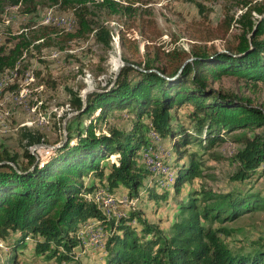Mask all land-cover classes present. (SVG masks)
Instances as JSON below:
<instances>
[{
  "label": "trees",
  "instance_id": "1",
  "mask_svg": "<svg viewBox=\"0 0 264 264\" xmlns=\"http://www.w3.org/2000/svg\"><path fill=\"white\" fill-rule=\"evenodd\" d=\"M21 1L32 4L35 0L14 2ZM45 1L71 11L78 30L69 39L93 32L109 51H114L110 31L96 13L104 11L132 19L138 11L133 5L142 4V0H123L126 5L121 0ZM188 1L205 17L203 4ZM1 9L0 5V13ZM231 20L225 21L227 27ZM132 23L142 27L139 34L144 37L143 20L135 17ZM237 23L240 34L236 44L222 52L194 49L187 62L185 57L189 55L183 50L161 55L153 48L155 51L149 53V44L144 46L142 59L139 44L120 29L121 60L126 65L112 86L111 81L89 93L85 105L80 91L69 90L73 124L66 126V138L48 158L41 161L30 154L28 148L40 144L42 137L26 128L20 135L26 142L22 159L0 147V241L10 239L12 264L19 263L16 257L25 239L33 242L34 254L42 259L77 264V234L92 221L105 235L104 264H264V246L252 243L249 249L234 250L220 238L228 231L212 228L214 222H231L264 210L263 191L243 189L260 175L264 164V108L243 94L213 87L225 75L254 87L264 84V7L245 8ZM147 27L155 28V23L147 22ZM21 47L28 48V44H16L8 53L18 57ZM15 59L9 63V54L0 48V69L12 65ZM115 112L131 116L129 124H111L109 116ZM149 132L169 140L176 155L175 194L200 175L202 153L230 134L240 147L230 159L235 171L229 177L238 188L226 193L194 192V197L190 195L180 206L181 216L170 226L168 236L142 218L134 206L124 215L107 218L92 199L102 188L112 194L124 190L137 202L142 191L148 200L156 202L167 195L166 191L161 195L156 192L167 178L154 175L140 161L142 151L154 150ZM189 145L196 150L186 157ZM210 156L215 157L212 152ZM184 157L187 160L179 164ZM89 176L97 182H83ZM89 229L95 231L94 227Z\"/></svg>",
  "mask_w": 264,
  "mask_h": 264
},
{
  "label": "rangeland",
  "instance_id": "2",
  "mask_svg": "<svg viewBox=\"0 0 264 264\" xmlns=\"http://www.w3.org/2000/svg\"><path fill=\"white\" fill-rule=\"evenodd\" d=\"M14 1L0 0V48H3L5 55L9 54V63L17 57L16 53L10 56L16 44L25 42L28 48L21 47L14 63L0 69V147L22 159L26 142L21 141L20 135L23 128H26L42 137L38 145L43 146L32 151L34 145L28 150L35 158L43 161L51 155L54 150L52 147L60 146L66 138V126L73 124L75 114L69 106V90L80 91L83 95L89 88L95 91L107 86L114 77L115 68H112L110 62L115 56V50H106L95 39L93 32L69 39L72 34L77 35L78 30L77 22L69 9L53 6L45 0H35L32 4L23 1L16 4ZM194 1L206 7L205 17L200 16L196 6L188 0H142L141 5H133L138 8L135 17L143 20L144 37L139 34L141 26L132 23L135 17L129 19L124 15L110 16L104 11L96 14L109 29L113 46L119 48L120 60L121 29L127 32V38L139 44L142 59H145L144 46L149 44V53L155 51L153 48L159 50L161 55L173 50H183L189 55L185 57L187 62L191 60L190 55L194 49H215L222 52L236 44L240 34L237 19L245 8L264 7V0ZM120 3L126 5L123 0ZM252 15L258 17L255 13ZM228 20H231V23L227 27L225 21ZM152 21L155 28H148L147 22L150 24ZM129 27L130 30L127 31ZM9 50L11 51L8 53ZM246 84L233 76L225 75L213 87L227 93L243 94L249 97L254 105L264 108V84L255 87L250 83L245 86ZM130 121L131 116L124 112H115L109 116V122L117 126L127 125ZM83 123L88 124V121L83 120ZM187 128L189 132H194L193 128ZM233 135L226 136L225 141L215 144L209 152L202 153L200 175L186 182L181 192L175 194L172 186L177 171L176 155L171 150L169 140H162L149 132V140L154 145L152 153L156 157L155 166L161 168L160 173L154 171V175L167 178L166 184L158 187L156 192L161 195V192L166 191L167 195L156 202L153 199L148 200L146 193L142 191V198L137 202L130 200L124 190L112 194L107 188H102L94 193L92 199L107 218L124 215L134 206L133 209H139L142 218L158 226L163 235L168 236L170 226L181 216L180 206L185 204L194 192L203 189L226 193L238 188V184L229 179L235 171L230 159L240 148L239 144L231 139ZM193 146L186 147V157L187 153L196 150ZM145 152H141L140 161L147 166L144 158L148 152L144 154ZM211 152L214 158L210 156ZM186 157L181 159L179 164L186 161ZM109 161L111 162L110 158ZM105 162L107 164V161ZM149 170L153 172L151 168ZM259 172L260 175L248 182L243 189L260 190L264 195V164ZM95 180L96 178L89 176L83 179V182L90 184ZM107 197L113 198L112 206L104 204ZM195 198L200 200L199 196ZM89 227H94L95 231L86 232ZM212 228L228 231L227 236L221 235L220 238L234 250L249 249L252 243L264 246V210L242 215L231 222H214ZM77 239L80 241L79 247L74 250L77 264H104L105 235L97 227L96 221L84 224L77 234ZM25 240L23 250L18 251L16 257L18 264H59L58 261H48L36 256L33 252V242ZM9 241L10 239L0 241V264H12L9 261L12 256Z\"/></svg>",
  "mask_w": 264,
  "mask_h": 264
},
{
  "label": "bare ground",
  "instance_id": "3",
  "mask_svg": "<svg viewBox=\"0 0 264 264\" xmlns=\"http://www.w3.org/2000/svg\"><path fill=\"white\" fill-rule=\"evenodd\" d=\"M114 50H115V56L113 57V59L110 62L112 68H115L120 63V58H119V53H118L119 48L116 47V45H114ZM152 151H153V149H150V150L147 151L148 155L146 154V156L144 158V161H146L147 166H149L153 170V172L150 170L153 174H154V171H157V172L160 173L161 168H159V166L158 167L155 166L156 157H154ZM113 202H114V200L111 197H107L106 200H104V204L108 205V206L112 205ZM87 232L90 233L91 230L89 229ZM99 233H101V232H99Z\"/></svg>",
  "mask_w": 264,
  "mask_h": 264
},
{
  "label": "water",
  "instance_id": "4",
  "mask_svg": "<svg viewBox=\"0 0 264 264\" xmlns=\"http://www.w3.org/2000/svg\"><path fill=\"white\" fill-rule=\"evenodd\" d=\"M126 65V63L122 62L120 60V63L115 67V71H114V77H113V80H112V84L111 86L116 82V79L120 73V70ZM94 90L93 89H87L83 92V95H82V100H83V105H85V100H86V97L89 93L93 92ZM75 114V113H74ZM73 114V115H74ZM43 145H35L33 148H32V151H34L36 148L38 147H41ZM52 149H56V147H52Z\"/></svg>",
  "mask_w": 264,
  "mask_h": 264
},
{
  "label": "built area",
  "instance_id": "5",
  "mask_svg": "<svg viewBox=\"0 0 264 264\" xmlns=\"http://www.w3.org/2000/svg\"><path fill=\"white\" fill-rule=\"evenodd\" d=\"M112 206V205H111ZM114 208V207H113ZM84 237V236H83ZM85 241V240H84Z\"/></svg>",
  "mask_w": 264,
  "mask_h": 264
}]
</instances>
